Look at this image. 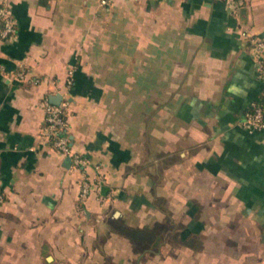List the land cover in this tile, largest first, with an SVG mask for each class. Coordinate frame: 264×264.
<instances>
[{
	"label": "crops",
	"instance_id": "0c3cea01",
	"mask_svg": "<svg viewBox=\"0 0 264 264\" xmlns=\"http://www.w3.org/2000/svg\"><path fill=\"white\" fill-rule=\"evenodd\" d=\"M0 2V264H264V0ZM56 93L84 168L41 135Z\"/></svg>",
	"mask_w": 264,
	"mask_h": 264
},
{
	"label": "built area",
	"instance_id": "2783aa9c",
	"mask_svg": "<svg viewBox=\"0 0 264 264\" xmlns=\"http://www.w3.org/2000/svg\"><path fill=\"white\" fill-rule=\"evenodd\" d=\"M110 0H101L102 4L109 3ZM231 4V12L237 13L238 0H225ZM0 37L8 38L17 33L18 21L12 14L8 4L0 2ZM243 36L249 41L252 47L253 56L257 62L260 74L264 78V39L252 34L250 31H243ZM26 71L19 70L14 73L18 78H24ZM39 81V78H35ZM73 83V69L69 70L67 84ZM45 108V118L41 129V135L50 141L51 145L61 154L71 159L72 165L78 168H84L87 164L86 158L73 149L71 139L67 131L68 112L70 109V100L62 95L59 103H53L49 96L43 100ZM244 123L252 129H264V98L251 103L244 114ZM97 168L101 171L100 165ZM103 179V178H101ZM89 184L84 181L82 187V197L85 198L88 192ZM3 200V194L0 191V201Z\"/></svg>",
	"mask_w": 264,
	"mask_h": 264
},
{
	"label": "rangeland",
	"instance_id": "374dc122",
	"mask_svg": "<svg viewBox=\"0 0 264 264\" xmlns=\"http://www.w3.org/2000/svg\"><path fill=\"white\" fill-rule=\"evenodd\" d=\"M181 216L182 215L177 210V216L175 217V219L177 221V226L175 227L176 228V234L175 235L171 234V236H170L171 239L169 241L165 240V241H162L160 243V244L163 243L161 252H184V240L181 238V235H182L181 229L183 226H182V224L179 223L182 221ZM155 228H156V230L158 229L163 234H165V232L167 231L168 228L172 229L171 226L168 227V226L164 225V223H162V225L155 226ZM141 232H142L141 230H138V234L142 235ZM140 238H142V236ZM166 239H168V238L166 237ZM193 242H194V245H197V246L200 245L199 241L198 242L193 241ZM142 248H143L142 244H137L136 249H138L140 251Z\"/></svg>",
	"mask_w": 264,
	"mask_h": 264
},
{
	"label": "water",
	"instance_id": "95a60500",
	"mask_svg": "<svg viewBox=\"0 0 264 264\" xmlns=\"http://www.w3.org/2000/svg\"><path fill=\"white\" fill-rule=\"evenodd\" d=\"M50 99H51V101H52L53 103H59L60 100L62 99V96H61V94H59V93L51 94V95H50Z\"/></svg>",
	"mask_w": 264,
	"mask_h": 264
}]
</instances>
